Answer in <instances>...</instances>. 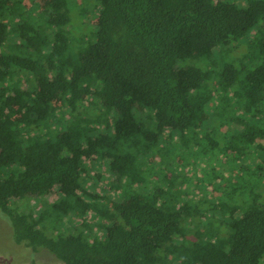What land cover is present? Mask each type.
<instances>
[{
	"label": "trees",
	"instance_id": "16d2710c",
	"mask_svg": "<svg viewBox=\"0 0 264 264\" xmlns=\"http://www.w3.org/2000/svg\"><path fill=\"white\" fill-rule=\"evenodd\" d=\"M0 213L62 264H264V0H0Z\"/></svg>",
	"mask_w": 264,
	"mask_h": 264
},
{
	"label": "rangeland",
	"instance_id": "374dc122",
	"mask_svg": "<svg viewBox=\"0 0 264 264\" xmlns=\"http://www.w3.org/2000/svg\"><path fill=\"white\" fill-rule=\"evenodd\" d=\"M28 1V0H27ZM30 2H37L38 5L43 8L44 4L47 1L50 0H29ZM85 1H79L77 3V8L79 12L83 11V8L85 7ZM89 3V2H88ZM30 8H33L30 6ZM35 8H33V13H34ZM225 130V129H224ZM104 170L101 168H95L92 166L91 171H90V177L84 182V186L89 189V192L92 194H101L102 196L106 193H111L109 191L108 187L110 183H112L113 178H108L104 174V180L103 179H97L95 177V173L102 174ZM193 172V171H192ZM208 178V177H207ZM210 178V177H209ZM198 187L193 186V184L187 188H184L185 192H191V190L197 191ZM106 191V192H105ZM187 193V198L189 201L192 200H197L199 199L198 193ZM113 195V194H112ZM196 198V199H195ZM33 204L36 208L38 204L34 202L33 200L30 202ZM36 204V205H35ZM38 211V209H37ZM195 231V230H192ZM96 234H100L99 232H96ZM62 264L60 261H58L55 257H53L51 254L43 251V250H38L36 252H33L31 249L25 247L22 244H14L11 240V230L9 229L8 224L4 221L3 216L0 213V264Z\"/></svg>",
	"mask_w": 264,
	"mask_h": 264
}]
</instances>
